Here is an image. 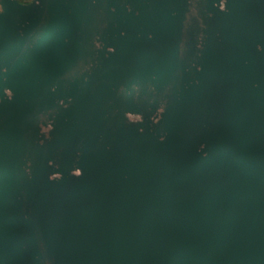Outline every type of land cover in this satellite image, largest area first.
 <instances>
[{"label":"water","instance_id":"95a60500","mask_svg":"<svg viewBox=\"0 0 264 264\" xmlns=\"http://www.w3.org/2000/svg\"><path fill=\"white\" fill-rule=\"evenodd\" d=\"M5 3L0 264H264V0Z\"/></svg>","mask_w":264,"mask_h":264},{"label":"rangeland","instance_id":"374dc122","mask_svg":"<svg viewBox=\"0 0 264 264\" xmlns=\"http://www.w3.org/2000/svg\"><path fill=\"white\" fill-rule=\"evenodd\" d=\"M11 3L18 4L30 9L33 1L36 0H10ZM22 67L18 63L0 64V104L12 106L16 104V99L22 89ZM5 264V263H3ZM9 264V263H6Z\"/></svg>","mask_w":264,"mask_h":264},{"label":"crops","instance_id":"0c3cea01","mask_svg":"<svg viewBox=\"0 0 264 264\" xmlns=\"http://www.w3.org/2000/svg\"><path fill=\"white\" fill-rule=\"evenodd\" d=\"M6 0H0V16H5L8 11V6L5 3Z\"/></svg>","mask_w":264,"mask_h":264}]
</instances>
